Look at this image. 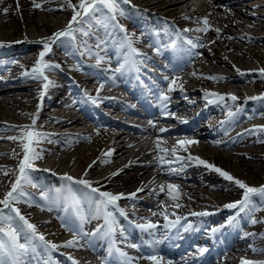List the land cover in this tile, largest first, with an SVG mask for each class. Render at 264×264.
Returning a JSON list of instances; mask_svg holds the SVG:
<instances>
[{"label": "bare ground", "instance_id": "bare-ground-1", "mask_svg": "<svg viewBox=\"0 0 264 264\" xmlns=\"http://www.w3.org/2000/svg\"><path fill=\"white\" fill-rule=\"evenodd\" d=\"M17 1L18 0H13L12 3H8L6 0H2V2H0V17L7 16L8 19L10 18L11 20H14V26L17 30H19L20 35L22 36L29 32L24 31H26L25 28L30 23L37 28L38 25L49 23L51 21V15L55 17L56 23H60L65 19L63 15H60L61 12L58 13V11L63 10V6L52 5L46 7L44 0L42 1L45 4L39 0H26L27 4L29 2V4L32 5L34 12H38V14H31V21L26 23L23 14L18 15L12 11L13 9L11 6H14ZM129 1H131V3ZM252 1H260L257 3L262 4L257 5L255 2L252 6H250L252 10L264 9L263 0H128L127 3L120 0V4L126 14L125 16L119 15L116 16L115 20H111V14L107 9H102L101 11L96 12L93 16H85L84 19L86 22H89L86 29L93 30L98 28L101 31V37L96 36L95 34H92L91 37L95 41H104V44H106L108 48L106 53L107 56L103 59V61L106 62V66L98 68L80 63L82 66L78 68L81 70L79 71L80 76L78 79L80 80L79 82L83 83L82 86L79 88L76 86L70 87V83H68V87L73 88V101L69 100V97H65V89L61 84L62 82L58 81L56 78H51L54 83L45 91V95L47 96H52V93L54 94L53 98L51 97L48 99L45 97L47 104L34 102V93L40 87L39 82H31L27 85L18 83L13 85L11 84L10 86H4L5 82L9 83L17 80L23 81L32 77L31 75H24L23 72L19 75L18 71L20 68L19 66L17 67V63L13 60V58L15 57L14 54L26 53L34 47V44H25L23 46V43L21 46H18L15 43H11V49L7 42L4 46L0 43V46L3 47L0 48V106L6 105L11 112L19 111V105L23 106V113H25V116L29 118L27 126H31L32 116L28 114H35L37 112V106L40 105V111L36 117V123L33 128L36 132L46 134L43 138H41V140L45 141V144L41 146L36 145V150L41 153V159H45L52 169H59L61 172H68V170L77 172L79 170L77 173L79 174V178L77 180L68 181L61 175L62 173L49 169L45 170L44 168L38 166L34 167L30 171V177L32 184L36 185L35 187H37L38 190L33 192L30 197H21L18 202L14 203V207L19 209L20 215L25 218H29L31 215H37L36 217L38 218V223L32 224L35 225L36 231L40 230L41 234L47 237L54 236L57 231L64 230V226L68 229H71L73 225L80 230H84L86 228L88 229V227H91L92 225L91 222L98 220L101 224L95 233L89 237H85L83 234L81 235V239L86 241L89 247H93L95 246L94 242H98V240H100V242H104L107 240L104 230L111 224L104 218V211H100L103 209L97 203L98 200L101 199L99 192H93L92 188L99 189L100 192L107 191L113 194H127L130 190L143 188V191L136 192V197L140 196L139 200H135L134 197L130 198L127 196L128 198L124 197L116 202L118 207H114L112 205L108 206V211L111 212L112 215L118 217L119 220L117 223L123 224V227L112 232L111 236H116L117 239L122 242L123 240L131 242L133 238L145 236L146 234L142 228L138 226L136 227L133 225L134 223L129 221L127 222L128 214L124 213L126 215L122 216L120 209L131 213L130 215L138 216V214L134 213L137 211L130 209L132 205H142L145 206V209L152 206L153 211L150 219L160 218V207L162 208L164 206H168L165 204V200L173 201L167 192V185L173 184L179 186L177 189L173 190V194L178 195V201L183 203V207H180V209L169 214L170 216L165 222L162 221L160 225L152 228L154 232L159 233V235H163V244H160L155 248L159 247L162 249L167 246L173 247L171 248L173 252L168 253V255H170L169 259L164 258L161 261V264H168V262H171V264H202V262L207 259L211 260L209 264L230 263L229 260L222 261V258L219 259L216 257L213 259V254L215 255L220 250L227 248H235V251H237L236 253L239 254V256L245 255L250 258L252 255H261L260 257H262V255H264V251H259V249H264V244L259 246L257 242L254 241L264 239V230L245 233L244 231L247 230L248 227L245 226L242 229H238V223L236 222L235 226V219L233 218L228 219L231 221L232 226H234V233L228 234L226 240L222 243V246L218 243L213 246V240L210 237H206V244H201V246L204 245L202 247L203 249H206V253L204 251L198 252V248L191 245L192 242L197 241V236L200 233L199 231L205 232L208 228L210 229L213 227V223L211 222L213 221V217H216L218 214H214V216L213 213L207 216H185L183 215L184 213L182 210L186 209L187 213L190 212L188 208L189 204L186 203V201H191L194 204L202 205L204 207H208L213 203H219L220 205V201L222 200H226L231 203L242 198L243 189H240L233 181L226 180L215 170L209 169L206 165H200L196 161L187 160L189 155L182 154L178 152V150H176L175 154L171 151L163 152L160 150V148H167L170 150L172 147L169 146V143L172 142L197 141L198 143H184L179 145L189 150L195 149L197 151L196 153H199L203 160L229 172L235 178H245V183L247 184L248 182L257 183L264 179V152H245L243 150L251 144L257 145L264 150V131L255 130V128H248L236 138L223 141L219 140V136L213 135V127H208L205 124L206 121L213 120L214 114L224 112L228 109H232V111L237 110L236 121L242 119L249 121L254 117H258L261 112L264 113V100L258 99L257 102H253L249 99H245L243 102L239 100L249 96L248 93L253 90L250 89V85L254 88H256L257 85H262L261 88L264 89V83L261 84L260 82V79H263L259 73L260 68L257 72H251L250 74L248 73L243 75L238 74L237 70H235L238 66H246L248 70L250 68L257 69L256 67H259L260 65L264 66V57L261 56V59L259 60L260 55L264 54V34H260L264 32V14L261 13L262 15H260L257 14V12L249 13L244 8H241L244 2L250 3ZM34 2L40 4L41 7H34ZM73 3L74 5H78V0H74ZM26 5L23 4L22 9L26 8ZM235 7L238 8L236 9ZM5 8L8 9L7 13L4 12ZM231 8L235 9L237 14H242V16H244L243 19L235 17L236 15L234 16L229 10ZM198 14H205L207 18V26L205 24L202 26L203 28L197 26V30L202 32L201 37L197 40L198 45L196 48L194 47L195 49H191L190 54L185 55L188 51L186 47H190L187 44L189 39L188 36L185 35L180 38L183 46H175L174 41H172L173 36L171 31L168 32V28H171L173 31H177L175 22L173 21L181 19L178 17L179 15L183 17L193 15V17L197 18L199 16ZM36 15H39L37 16L38 20H36ZM4 19L0 18V22L2 24L8 22ZM157 19L167 21L165 26L162 21H158V30L160 31L161 39L159 38L157 41L159 45H163L160 56L169 59L168 61L166 60L167 62L163 63L157 60L156 57H154L155 55L150 56L149 54L145 56L147 58L143 59V57H141L143 54H141L140 51L130 53V58L127 53H120V46L122 44V40L120 39L122 37L115 34L113 30V27L118 24V22L122 21V23L125 24L124 33L131 39L132 46L135 47L136 45L137 47H140L141 45L144 46L147 44L146 42H143L144 40H147L144 35H150L149 40L150 38L153 39L155 37H152V34H148L146 29L143 33V30L140 32L137 27L142 26V24L147 25V22L148 25H150L152 24L151 21L157 24ZM200 20L204 21V19ZM226 22L242 26L247 32L236 34L228 30L230 27H226V29L220 30L219 33H217V26L215 24H224ZM51 24H53L52 21ZM73 27L76 29V24H74ZM205 27H207L206 31L201 30ZM36 32L38 34L39 31L36 29ZM211 33H213V36L212 39L209 40L208 45H204V43L201 45V41L204 39L207 41V38ZM223 35L227 37H221ZM33 36L35 35L33 34ZM137 38L139 42L135 41ZM233 38H237L243 42L242 44L246 47L244 48L243 46L235 45L232 42ZM119 42H121L119 48L116 49ZM165 44L173 46L174 49L167 52ZM212 44L216 45L213 47V50L216 49L222 51L224 48H229L232 52H234L233 61L226 58L223 54H221V52L216 55L212 54ZM54 45L56 44L54 43ZM56 46L59 49V44ZM157 47L158 46H155V48ZM37 49L41 50V47ZM198 51L205 54V64L213 65L216 70H223L229 67L233 69L234 72L230 74L216 73L215 76L224 77V79H208L207 77L212 76L209 74L211 72L207 71V69L204 68L205 66L203 67V64L199 63V60H194ZM3 52L7 55L6 58L2 56ZM27 57L28 56H26L25 59H27ZM107 64L111 65L107 66ZM150 64L158 67L159 69H164L166 71L165 75H160L157 72L153 73L150 69ZM171 65H176L177 67H171ZM117 68H120V71L117 72ZM86 72L91 73L94 77H85ZM7 73L10 75L16 73V76L15 78H12V76H9ZM205 73H208L209 76L203 75ZM108 75H115L116 78L112 79ZM181 75L184 76L181 77ZM165 77H167V79H165ZM96 78L99 79L96 80ZM88 79L96 83V88L101 91H105L103 93L106 96L100 95L99 97L87 95L86 92L83 91V86L88 84ZM173 80L176 81V84L180 86L182 85V92L190 95V97H194L191 99V102L188 99L179 96V98H175V100L172 101V97H175L172 95L175 94L174 92L178 91L176 88H173V91H169V84ZM101 85H103V87H101ZM119 87L132 89V91L137 95L139 102L148 107L147 110H145L146 113L144 115L145 119L148 120L145 121L144 126L141 128L143 135H153L154 137L166 138L164 141L155 139V141L151 143V147L145 150L140 158H137L134 155L143 146L149 145L150 141L148 139L132 137L129 132L120 127L119 122L110 120L107 116L99 115L100 117H94L91 115L93 112L103 113V108H101L103 103L113 102L115 104L119 103L120 105V101H117L114 98H103V96H109L107 93H117V89H119ZM67 91L69 90L67 89ZM158 91L160 92V97L158 95ZM216 91L225 92L224 99L221 100V102H225V106L216 100V105L213 106L212 104L206 110L199 109L196 113L193 112L204 102L203 97L206 92L215 93ZM161 93L168 95L170 98L167 102V111H179L182 113L181 116L183 119H188L186 123L181 124L175 129H168L164 123H171L170 121L176 120L170 119L168 116H164V118L160 121L163 125V127H161L159 125L160 123H158L155 119H152L151 115L153 113L156 115H164L160 114L162 113ZM230 93L236 95L238 99L236 101H232ZM9 95L13 96L12 99L8 98ZM93 99H95V103H93ZM209 100L212 101L213 99L210 98ZM251 106L256 107L251 115H247L245 111H247V109ZM213 107H215V109L218 108V110L213 112ZM239 107L240 109H238ZM33 108H35V110ZM81 109L88 113L87 119L78 116ZM105 109L106 108H104V110ZM53 112L54 114H52ZM17 113L19 114V112ZM64 114H67L68 118H63L62 115ZM12 117L13 114L10 112L7 114L0 112V159L6 160L5 163L0 164V166H3L0 168V180L3 182L5 181L4 176L6 178V176H8L13 169L17 168L19 165L18 163H15L16 161L13 160V158L19 154L18 152L21 146L18 143H15V141L18 142L20 139L9 138L21 137L20 132L23 129L19 127L22 125L10 126V124H8L13 120ZM178 121L179 120H177V122ZM88 122H91L89 127L87 126ZM63 123H70L85 128H83L82 132L77 135H61L58 132H60L59 127ZM230 125L228 122H225L224 127L228 128ZM112 127H115V129H112ZM161 128L167 129V131L161 132ZM46 129H51L52 133H47L48 130ZM13 132L14 135H12ZM157 141L160 142V148H157ZM103 146L106 148V154L104 155L100 154V149ZM110 150L114 151H111V154L108 155ZM196 155L198 154H194L193 157ZM157 157H163L166 162L161 164ZM177 157H184L185 159L178 160ZM93 159V164H88ZM106 168H110V170H107ZM170 169H175V171H170ZM191 169L196 170V173H190L189 170ZM117 170H121L118 175H111L112 173L117 172ZM88 174H93L92 177H94L90 181L92 188L76 182L83 177H87ZM160 181H162L161 184L164 185V192H161L159 188L156 193H152L147 198L142 197L148 195L151 182ZM190 184H194V186H191ZM195 186L199 187V189ZM201 188L211 195L203 194L200 190ZM6 192L7 191H4L3 184H0V199L4 197ZM41 192L46 194L47 199L44 197H37L35 194ZM180 194L184 196V199L179 198ZM152 195H154L155 198H153L154 196ZM147 199H150L151 202ZM29 203L30 205H42L44 209H51L53 218H39L41 210L32 211L27 206ZM192 206L196 207L194 205ZM246 209L248 210V213L250 209V211L254 213H256V211L263 212L264 195L258 193L253 194L251 202ZM147 210H149V208ZM236 210L237 209H233V211ZM228 211V208H223L219 213H221V215H226ZM4 212L5 214L13 215L18 225H23V222L20 221L19 218L15 216V213L11 212L10 209H4ZM74 212H77L80 217L86 218L87 221L85 224L79 225L77 224V221H74ZM200 212L198 211L194 213ZM177 217H180L178 224H175L173 228L165 227V224L175 221ZM52 219L59 225H51V230H48V225L50 222L52 223ZM179 227H185L191 230L197 229L199 231L194 235V237L181 240L179 238L180 235L178 236L177 234ZM170 228H172V230L169 232ZM222 229L223 227L219 228L220 231ZM227 230H229V228H224L221 233L225 234V231ZM154 235L155 237H158V234ZM26 236L31 237V234L27 230L26 226H24V231L20 233V238L25 240ZM71 239L72 238L69 240ZM30 240L32 242L31 245L33 246L27 253L26 259L22 260L23 264H26V262L28 264H55L52 261L50 248L46 249V247H44V243L38 241L36 238L34 240ZM77 241L78 244L76 246L85 251L87 247L80 244L79 240ZM123 243L127 244L128 242ZM60 245H64V243L60 242ZM250 245L252 246L251 248L249 247ZM119 246L120 250L126 249L125 245L120 244ZM253 248L257 250L254 251ZM48 249L50 251H48ZM190 251H193L194 254L197 253L198 258L189 259L187 256L183 257V255H186ZM151 252L152 251H148L145 255H148ZM204 254L206 255L204 256ZM257 256L253 257L255 258ZM234 258L238 259V257ZM10 259V257L0 256V264H14L13 261H9ZM197 261L201 263H196ZM253 261H257V259ZM143 262V257H137V260L131 264H154V262L150 260H148V262Z\"/></svg>", "mask_w": 264, "mask_h": 264}, {"label": "snow or ice", "instance_id": "snow-or-ice-1", "mask_svg": "<svg viewBox=\"0 0 264 264\" xmlns=\"http://www.w3.org/2000/svg\"><path fill=\"white\" fill-rule=\"evenodd\" d=\"M2 2V0H0ZM123 2L127 3L128 0H123ZM68 6L73 9V16L71 21H69L68 25L65 29L59 30L51 37H47L42 39L41 41H37V43H40L43 45V50L39 52L38 59L31 69V72H25L24 75H31L33 78L38 80H43L45 83L43 84L44 90H47L50 86L53 85V81L49 79L47 75H45L46 70H56L59 69V64H52L45 62V56L46 54L51 52V44L56 43L57 40H59L61 37L66 36H72L74 31H77L78 29H74L73 25L75 23L81 22L85 16H93L96 12L101 11L102 9H107L108 12L111 14L110 18L111 20H115L116 15L119 14L121 16L125 15L124 10L120 7V0H78V5H72L70 0H68ZM34 7L40 8L41 5L34 2ZM8 9L5 8L4 12L7 13ZM204 23L207 26V18L204 19ZM122 30L123 26L118 25ZM201 30H207V27ZM126 31V30H125ZM220 29H216V32L219 33ZM85 35L88 33L85 32ZM189 44L192 42L189 40ZM128 47L132 49L133 52L136 50L132 48V41L129 38L128 39ZM193 47H196V45H193ZM98 55V54H97ZM102 59V57L100 58ZM100 60L98 59L97 63H99ZM116 71H120V68H117ZM239 72V70L237 69ZM261 78H264V69L259 70ZM243 75V73H240ZM208 79H224V77H217V76H209ZM167 79V77H165ZM176 84V81L173 80L169 84V91L174 90L173 85ZM103 87V85H101ZM182 89V85L180 86ZM45 91H41L39 93V97L42 100L44 98ZM215 96L219 100H223L224 96L218 93L214 92H206L205 96ZM230 98L232 101H236L238 98L235 95H230ZM169 96L161 93V107H162V113L164 115H167V102L169 101ZM249 99L252 100H264V95L258 96V97H249ZM215 102V101H212ZM93 103H95V99H93ZM40 111V105L37 106V112L35 114H28L32 116V126H35L36 123V117L38 116ZM229 115H233V113H229ZM21 129L29 128L27 125L19 126ZM255 130H264V125L255 126ZM161 132L167 131V129L161 128ZM46 134L35 132V131H27L23 136L21 137H10L9 139H27L28 143L23 144L24 149V155L23 159L20 160L18 165V172L19 175H16L15 181L11 184L10 190L6 192L4 197L0 199V205H3V208H0V256L4 257H10L14 264H22V258L27 255L30 248L33 246L31 243H21L20 242V233L24 231V226H26L27 230L31 233V237H38V239L43 242L47 247H50L51 249H57L59 246L55 243H52L51 241H46L44 236L41 234H38L36 231L35 225L31 224L24 216L20 215V211L18 208L14 207V203L18 202L21 197L26 196V192L24 190L25 184H32V180L30 177V171L33 169V164L31 161L35 159L41 158V153L38 152L34 147H30L31 144H38L39 139L43 138ZM178 144H184V143H198L197 141H178ZM157 148H160V142L157 141ZM163 152L171 151L173 154L176 153V148L173 147L170 150L167 148H160ZM111 151L108 153V155L111 154ZM158 160H160L161 164L165 163L163 157H157ZM177 159H185L184 157H177ZM187 160H192L198 162L200 165H206L209 169H213L216 172H218L222 177H224L228 181H233L235 185H237L240 189H243L242 198L240 200H237L235 202H231L228 204H225L223 207L228 209H239V211H244L245 207L248 206L251 202V197L253 194H261L264 195V185H261L259 187H253L249 186L247 183H245L243 180H240L238 178L233 177L229 172L224 171L218 167H216L213 164L208 163L207 161L203 160L202 158L198 156H191L189 155L187 157ZM3 166H0L2 168ZM119 171L112 173L111 175H118ZM170 171H175V169H170ZM64 178L68 181L73 180V177L69 176L68 174H64ZM79 184L85 185L89 188H92L91 182L85 179H80L76 181ZM33 187L36 185L32 184ZM168 189L170 190L168 192V195L173 201L178 200V195H174L172 190L177 189L178 185L168 184ZM143 188L137 189V192L143 191ZM93 192H99V196L101 199L98 200V205L102 207L105 219L106 221H110V218L112 217V213L108 211V206L112 205L114 207H118L116 202L124 198L125 194H113L107 191L100 192L99 189L92 188ZM160 191L164 192V185H161ZM136 192H133L129 194V197H135ZM41 197H44L47 199V196L44 192H41ZM181 205L179 203L175 204V207H180ZM4 209H10L11 212L15 213V216L19 218L20 221L23 222V225H18L16 223L15 218L11 214H5ZM121 214H124V210L120 209ZM210 213L208 212H200V213H191V215H199V216H207ZM167 215H165V219L167 220ZM231 219V218H229ZM180 221V217H177L175 221H172L168 224H165V227H173L175 224H178ZM253 223L256 221L253 220ZM138 227L142 229H152L155 228L156 225L148 223V224H141L138 225ZM218 229H213L212 231L215 232ZM111 232H114V228H110ZM90 234L84 233V236H88ZM247 235V234H246ZM31 237L26 236L25 240L29 241ZM77 243V237L73 236L71 240H68L65 242V246L71 247L76 245ZM158 243V242H157ZM132 247H137V245H132ZM252 247L251 245L249 246ZM254 251L257 249L253 248ZM200 252L206 251V249H199ZM259 251H264V249H259ZM122 256L125 257V264H130L131 258H128L126 253H121ZM145 259H148L150 261H153L154 264H161V261L164 259L163 257H159L157 255H148L145 257ZM168 264H171V262H168ZM241 264H264V261H251V260H242Z\"/></svg>", "mask_w": 264, "mask_h": 264}, {"label": "rangeland", "instance_id": "rangeland-1", "mask_svg": "<svg viewBox=\"0 0 264 264\" xmlns=\"http://www.w3.org/2000/svg\"><path fill=\"white\" fill-rule=\"evenodd\" d=\"M33 1H38V0H33ZM39 1H41V2H43L42 0H39ZM73 1L74 0H70V2H71V4L72 5H74V3H73ZM6 2H8V3H12L13 2V0H6ZM46 4H45V3ZM44 4H45V6L46 7H48V6H52V5H57V6H63V10H61V11H58V13H60V15H63V17L65 18L62 22H60V23H56L55 22V17L54 16H52L51 15V21L53 22V24H51V21L49 22V23H47V24H43V25H38L37 26V28L32 24V23H30L26 28H25V30L26 31H24V32H27V31H29L27 34H25L24 36L25 37H33V38H38L40 35H41V33H42V35L41 36H45V35H47V33H51L52 31H54L59 25H61V26H65V24H67V22L69 21V20H71L72 19V16H73V14H74V12H73V9L71 8V7H69L68 6V0H44ZM54 2V3H53ZM130 3H131V1H129ZM53 3V4H52ZM26 5L27 4V1L26 0H18L17 1V3H15L14 4V6L12 5L11 6V8L13 9L12 11H14L15 13H17L18 15H24V20H25V22L27 23H29L30 21H31V14H38V12H34V8L32 7V5H30L29 4V2H28V6L26 5V8H23L22 9V5ZM30 5V6H29ZM20 6V7H19ZM244 6V5H243ZM241 7V8H244L245 10H247V11H252V8L251 7H247V6H244V7ZM120 7L123 9V7L121 6V4H120ZM19 8V9H18ZM236 9L238 8V7H235ZM249 8V9H248ZM16 10V11H15ZM228 10V9H227ZM230 10V12L235 16V17H237V18H242L243 19V17L244 16H242V14H237V12L235 11V9H229ZM125 12V11H124ZM182 12V11H181ZM171 14V13H170ZM126 15V14H125ZM125 15H123V16H125ZM199 15V14H198ZM198 15H196V16H198ZM37 16H39V15H36V20H38V17ZM116 16H119V14H117ZM142 16H144V15H142ZM188 16V15H187ZM187 16H185V17H183V16H178V17H180L181 19H179V20H175V21H173V22H175V26H177L178 28V32H181V33H178L177 31H173V30H171V28H168V32L169 31H171V34H172V36H173V39H172V41H174V45L175 46H178V45H182L183 46V44H182V40H180V38H182L183 36H185L184 34L185 33H188V35H190V36H192V37H194V38H196V40H198L200 37H201V35H202V32L200 31V30H197L196 29V26H199V27H202L205 23H204V21H202V20H200V19H205L206 18V16H205V14H200L197 18L196 17H193V15H189V17H187ZM195 16V15H194ZM1 19H4V18H6V19H4V20H7L8 22H6V23H4V24H2L1 22H0V39H5V40H7V38L8 39H10V38H12V37H17V36H20V32H19V30H17L16 29V27L14 26V20H11L10 18L8 19V17L7 16H3V17H0ZM48 18V17H47ZM67 18V19H66ZM224 19V18H223ZM158 21H162L163 23H164V26L167 24V21L166 20H158L157 19V24L156 23H154L153 21H151L152 22V24H150V25H148V22H147V25H144V24H142V26H140V27H137V29L141 32V30H143L142 31V33L145 31V29L147 30V33L148 34H152V37H155V38H153V39H151L150 38V40L151 41H154V42H156V41H158L159 40V38L161 39V35H160V31L158 30ZM12 22V23H11ZM12 25H11V24ZM62 23V24H61ZM56 24H57V26H56ZM122 25H125L124 23H121ZM47 25V26H46ZM53 25V26H52ZM88 25H89V22H88ZM121 25V26H122ZM216 26H217V28L218 29H220V30H222V29H226V27H230V29L228 28V30H230L232 33H236V34H242L243 32H247V31H245V28L244 27H242V26H239V25H234L233 23H231V22H226V23H224V24H215ZM192 26H195V28L193 29L192 28ZM48 27V28H47ZM56 27V28H55ZM17 28H20V27H17ZM43 28V29H42ZM148 28V29H147ZM173 28V27H172ZM203 28V27H202ZM31 29V30H30ZM36 29H37V31H39L38 32V34H37V32H36ZM174 29H175V27H174ZM47 30V31H46ZM79 32H80V28H79V30H78ZM166 31V30H165ZM85 33V31L84 32H82L81 34L80 33H74L69 39H72V41L73 40H75V42H76V48H78L79 49V52H80V54L81 55H83V54H86L87 53V49H86V46H85V44H84V48H83V40H82V36L83 37H88L87 39H88V41H89V43H91V46H93V47H95V48H97V49H105L106 48V46H104V45H102V44H100L99 42H96L95 40L93 41V39H91L89 36H88V34L87 35H85L84 34ZM15 34V35H14ZM33 34L36 36H33ZM260 34H264V32L263 33H260ZM10 35V36H9ZM31 35V36H30ZM149 36L150 35H144V37L145 38H147V40H144L143 42H146V41H148L149 40ZM212 36H213V33H211V34H209V37L207 38V41H206V39H204V40H202L201 41V45H202V43H204V45H208V42H209V40L210 39H212ZM3 37V38H2ZM221 37H227V36H225V35H223V36H221ZM78 39V40H77ZM138 39V38H137ZM183 40H185V39H183ZM67 41V40H66ZM123 41V40H122ZM136 41V40H135ZM232 42L235 44V45H238V46H243L244 47V45L242 44L243 42H241L240 40H238L237 38H233L232 39ZM96 43V44H95ZM120 43L121 42H119L118 43V47L116 48V49H118L119 48V45H120ZM148 43H149V41H148ZM190 45V47H186L187 49H188V51L186 52V54H189L190 53V51H191V48L193 47V45H198V43L195 41V39H194V42H192L191 44H189ZM103 46V47H102ZM165 46H166V44H165ZM216 45L215 44H212L211 45V53L212 54H218V53H220L221 52V54H223L226 58H228V59H230V60H232L233 61V56H234V52H232L229 48H224L222 51H219V50H213V47H215ZM246 47V46H245ZM244 47V48H245ZM162 48H163V45H162ZM161 48V49H162ZM166 48V47H165ZM130 49V48H129ZM154 53H156V54H158V53H160V51L158 50V49H154V50H152ZM126 52H127V50H126ZM215 52V53H214ZM60 52H55V53H53L52 54V56H51V58H47V60H45V62H47V63H53V64H59L60 65V67H59V69H56V70H54V71H57L56 73L55 72H45V75H47L48 77H53V76H55V78L56 77H60V79H61V75L60 74H63L64 75V73L62 72V70L64 71H66L67 72V76H74V77H79L80 75V72L79 71H81V70H79L78 68L79 67H81L82 66V64H80L79 63V66H70V69H72L73 71H71L70 69H68L67 68V66H68V64H66V63H68V61L70 60L71 61V58H65V57H63V55L62 54H59ZM26 54H20V56L18 55V56H15L14 58H13V60L15 61V62H18L19 64H20V66H19V71H18V73H19V75L20 74H22V72L23 73H25V72H31L29 69H32L33 68V66L35 65V63H36V61H37V59H35L34 60V55H29L28 56V54L26 55V56H28V57H31L32 58V60L33 61H31V60H29L28 58L27 59H25V56ZM76 55V54H75ZM193 55V54H192ZM261 56H263L264 57V54H262V55H260V58H259V60L261 59ZM24 57V58H23ZM205 54L204 53H202L201 51H198L197 52V55L195 56V58H194V60L195 61H197V60H199V63H202L203 64V67L205 68V69H207V71H209V72H211V73H209L210 75H212L213 76V72H214V69H215V67L213 66V65H207V64H205V61H204V59H205ZM23 58V59H22ZM200 58V59H199ZM67 61V62H66ZM94 61V60H93ZM98 61V60H97ZM97 61H94L95 63H97ZM201 61V62H200ZM245 61V60H244ZM248 61V60H247ZM249 63H251L250 61H248ZM248 62H247V64H248ZM234 63V62H233ZM244 63V62H243ZM97 64H101V62H99V63H97ZM244 64H246V63H244ZM67 65V66H66ZM246 68V66H238L237 68ZM259 68H261V69H264V66L263 65H260L259 67H258V69ZM21 70V71H20ZM59 70H61V72H59ZM51 71V70H50ZM217 72H220V73H224V74H230L231 72L233 73L234 71H233V69H231V68H227V69H223V70H220V69H217L216 70ZM17 72V71H16ZM9 73H11V72H9ZM57 73H59V74H57ZM8 74V73H7ZM16 74V73H15ZM15 74H8L9 76H12V78H15ZM111 78H113V76L112 75H109ZM184 75H181V77H183ZM79 80V79H78ZM13 81V80H12ZM29 81H31V79H26V80H23V81H21V80H17V81H14V82H9V83H4V86H10L11 84L13 85V84H18V83H22V84H25V85H27V84H30L31 82H29ZM39 81H42V83H44V81L43 80H39ZM80 81V80H79ZM91 83V84H90ZM65 84V83H64ZM80 84L82 85L83 83L82 82H80ZM88 84H89V86H87V87H92V86H94L96 83L94 82V81H92V80H89L88 79ZM260 84V83H259ZM254 85V84H253ZM250 89H253L254 87L253 86H251L250 85ZM257 87H262V85H257L256 86V88ZM64 88V87H63ZM173 88H181L180 87V85H178V84H176V85H173ZM183 88V87H182ZM43 89V88H42ZM40 87L38 88V90H36L35 91V93H34V96H35V99H34V102H36V103H42V104H47L46 103V101L45 100H41L40 99V97H39V93L41 92V90H42ZM64 89H68L69 90V87L68 88H64ZM70 90H71V92L73 93V88H70ZM67 95L69 94V92L68 93H66ZM74 94V93H73ZM11 95H13V94H11ZM23 95H25V94H23ZM52 95H53V93H52ZM50 96V95H49ZM47 96V95H45V97L46 98H53L54 97V95L53 96ZM66 96V95H65ZM12 97L13 96H8V98L9 99H12ZM15 97V96H14ZM69 97V96H68ZM45 98V99H46ZM34 110H35V108H33ZM18 110L19 111H17V112H19V114L16 112V111H10L9 110V108L6 106V105H3V106H0V112H4V113H12L13 114V117H12V119H13V122L15 121V123L16 124H18V125H20L19 123H22V124H25L24 122H28L29 121V118L28 117H26L25 116V113H23V110H24V108H23V106H21V105H19L18 106ZM51 114V113H50ZM52 114H54V112L52 113ZM16 115V116H15ZM21 116H23V117H21ZM19 117V118H18ZM21 118H23V119H21ZM12 119H10V120H12ZM27 119H28V121H27ZM19 123H18V122ZM22 121H24V122H22ZM23 126V125H22ZM61 127V126H60ZM29 129V128H28ZM28 129L26 128V129H23V130H21V135L20 136H23V134L24 133H26V131H28ZM58 129V128H57ZM24 132V133H23ZM63 132H64V130H63ZM11 133V132H10ZM12 135H14V132L12 133ZM20 142H21V144H20ZM15 143H18L19 145H22V140L20 139L18 142L17 141H15ZM13 145V144H12ZM104 147V148H103ZM100 150H106V148H105V146H103ZM20 154V153H19ZM19 154H17V156H15L14 158H13V160H15V161H13V162H15V163H17V161H18V155ZM19 158H20V156H19ZM0 164H3V163H5L6 162V160H1L0 159ZM54 161V160H53ZM18 169L17 168H14L13 169V171L8 175V176H6V178H5V176H4V182L2 181V180H0V184H3V186H4V191H9L10 190V187H11V184L13 183V181L15 180V177H16V175H18V171H17ZM7 181V182H6ZM191 186H194V184L192 185V184H190ZM196 187V186H195ZM196 188H198L199 189V187H196ZM201 191H204V193H207L205 190H203L202 188L200 189ZM170 191V190H169ZM173 191V190H172ZM167 192H168V190H167ZM144 197V196H143ZM184 196L183 195H181L180 194V197L179 198H183ZM184 199V198H183ZM149 200V202H151L150 201V199H148ZM186 200V199H185ZM169 203V204H168ZM176 203H179L182 207H183V203L181 202V201H178V200H176V201H170V200H165V204L166 205H170V208L171 209H173L175 206V204ZM186 203H188L189 205H193V202H191V201H186ZM1 206H3V205H1ZM178 210V209H177ZM49 225H51L50 223H49Z\"/></svg>", "mask_w": 264, "mask_h": 264}]
</instances>
